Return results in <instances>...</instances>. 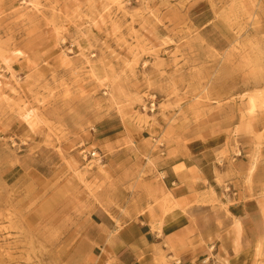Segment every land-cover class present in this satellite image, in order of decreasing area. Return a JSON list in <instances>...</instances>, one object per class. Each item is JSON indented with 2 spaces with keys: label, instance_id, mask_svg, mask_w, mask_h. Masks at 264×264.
<instances>
[{
  "label": "rangeland",
  "instance_id": "obj_1",
  "mask_svg": "<svg viewBox=\"0 0 264 264\" xmlns=\"http://www.w3.org/2000/svg\"><path fill=\"white\" fill-rule=\"evenodd\" d=\"M213 111L230 178L177 212L186 223L161 215L154 264H264V228L231 188L264 195L249 174L264 171V128L244 142L234 127L264 124V0H0V264H94L98 231L144 194L158 208L157 162ZM144 137L158 159L138 152ZM67 177L75 192L45 206Z\"/></svg>",
  "mask_w": 264,
  "mask_h": 264
},
{
  "label": "crops",
  "instance_id": "obj_2",
  "mask_svg": "<svg viewBox=\"0 0 264 264\" xmlns=\"http://www.w3.org/2000/svg\"><path fill=\"white\" fill-rule=\"evenodd\" d=\"M229 127L221 111H213L200 124L188 128L187 141L182 148L175 147L172 152L166 149L164 160L157 162L158 173L162 176L159 186L163 185L172 192L180 209L176 210V213L194 207L211 191L218 193V177L225 180L230 178V163L225 162L224 166L220 167L216 162L219 153H230L225 133V129ZM234 127L236 138L248 142L263 133L264 124L252 117ZM137 144L141 155L158 159L152 151L154 144L150 138L144 137L138 140ZM260 179L261 184H264L263 178ZM76 184L73 178L67 177L47 194L46 201L43 199L45 206L49 207L55 202L69 198L77 189ZM238 187H231L236 191L233 199L241 208H248L251 218H254L260 228H264V195L250 196L241 182ZM39 188L42 189V195H45L50 185H45L43 181ZM148 200L145 194L140 197L138 204L130 209L131 218L120 228L110 223L98 231L94 237L95 247L89 255L94 264H154L161 240L153 227L159 222L161 214L158 208H147L145 202ZM174 227L177 226L170 224V229Z\"/></svg>",
  "mask_w": 264,
  "mask_h": 264
},
{
  "label": "bare ground",
  "instance_id": "obj_3",
  "mask_svg": "<svg viewBox=\"0 0 264 264\" xmlns=\"http://www.w3.org/2000/svg\"><path fill=\"white\" fill-rule=\"evenodd\" d=\"M21 54H23V53H21ZM260 99H262L261 96H251L249 98V104L251 105V108H250L251 113L256 112L257 103L260 101ZM263 153H264V151H263ZM95 155L96 154H94V156ZM249 174L251 175V177H254V178L255 177H259V178L262 177L264 180V171L260 172L259 166L256 164L255 161H253L251 164V168L249 169ZM149 189H150V192L154 194V197L157 198V201H159L157 206L161 211L163 221H164V219L165 220L168 219L170 221L171 225H173V226L186 223L187 216L178 215L176 212L169 210L168 203H170L171 206L175 210H180L179 207L177 206V204L175 203L174 196H173L172 192L168 191L163 185L158 186V187L149 186ZM213 198H214V193H212V191H211V193H207L204 196L202 202L207 201L209 199H213ZM189 210H191L190 211L191 214L194 213L192 208L186 209V210H181V212H188ZM163 232H165V227H163V229H161V230L160 229L158 230L159 234H162Z\"/></svg>",
  "mask_w": 264,
  "mask_h": 264
}]
</instances>
